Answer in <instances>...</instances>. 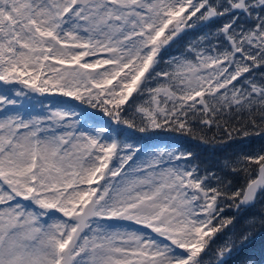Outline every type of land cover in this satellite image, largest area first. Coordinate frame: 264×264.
<instances>
[{
    "label": "snow or ice",
    "instance_id": "snow-or-ice-1",
    "mask_svg": "<svg viewBox=\"0 0 264 264\" xmlns=\"http://www.w3.org/2000/svg\"><path fill=\"white\" fill-rule=\"evenodd\" d=\"M0 264H264V0H0Z\"/></svg>",
    "mask_w": 264,
    "mask_h": 264
},
{
    "label": "rangeland",
    "instance_id": "rangeland-1",
    "mask_svg": "<svg viewBox=\"0 0 264 264\" xmlns=\"http://www.w3.org/2000/svg\"><path fill=\"white\" fill-rule=\"evenodd\" d=\"M174 49H175V46H174ZM174 49H173V50H174Z\"/></svg>",
    "mask_w": 264,
    "mask_h": 264
},
{
    "label": "trees",
    "instance_id": "trees-1",
    "mask_svg": "<svg viewBox=\"0 0 264 264\" xmlns=\"http://www.w3.org/2000/svg\"><path fill=\"white\" fill-rule=\"evenodd\" d=\"M176 47V46H175Z\"/></svg>",
    "mask_w": 264,
    "mask_h": 264
}]
</instances>
